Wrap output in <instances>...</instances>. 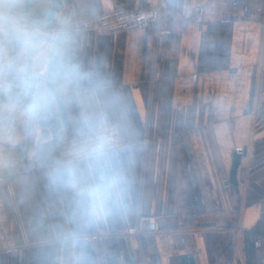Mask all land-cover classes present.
Wrapping results in <instances>:
<instances>
[{"label":"crops","instance_id":"obj_1","mask_svg":"<svg viewBox=\"0 0 264 264\" xmlns=\"http://www.w3.org/2000/svg\"><path fill=\"white\" fill-rule=\"evenodd\" d=\"M159 2L158 26L82 29ZM0 17L47 33L53 100L76 90L77 69L119 96L111 120L128 181L120 213L89 227L73 215L46 174L57 142L78 134L79 109L14 110L20 41L0 31V264H264V0H0ZM140 214L160 231L126 235ZM69 231L86 239L65 241Z\"/></svg>","mask_w":264,"mask_h":264},{"label":"clouds","instance_id":"obj_2","mask_svg":"<svg viewBox=\"0 0 264 264\" xmlns=\"http://www.w3.org/2000/svg\"><path fill=\"white\" fill-rule=\"evenodd\" d=\"M0 31H7L12 39L20 41V63L13 67L12 82L6 85L13 96L10 106L14 110L22 109L25 117L31 119L53 103L79 109V138L66 157L55 160L49 167L46 174L49 186L72 195L73 215L84 227L123 211L128 181L123 168V146L112 131L111 120L119 112V96L102 77L77 69L76 90L71 96L53 100L48 92L51 62L41 63L47 49V33L30 30L18 18L3 17ZM29 57L35 61L31 69ZM64 239L76 241L86 237L74 236L69 231Z\"/></svg>","mask_w":264,"mask_h":264},{"label":"built area","instance_id":"obj_3","mask_svg":"<svg viewBox=\"0 0 264 264\" xmlns=\"http://www.w3.org/2000/svg\"><path fill=\"white\" fill-rule=\"evenodd\" d=\"M163 8V2H159L156 6L140 12L126 8H116L112 11L104 12L87 19L84 22L82 29L102 36L108 33L134 31L152 26H158L160 14ZM112 131L115 132V134L119 137L123 146L124 142L120 128L117 124H114ZM78 138L79 136L77 134L66 137L57 142V149L62 158L67 156L74 142H76ZM3 182L4 174L0 170V187L2 186ZM159 231L160 223L159 217L157 215L140 214L137 223L134 226L129 227L125 231V234L129 236H137L143 232L157 233Z\"/></svg>","mask_w":264,"mask_h":264},{"label":"water","instance_id":"obj_4","mask_svg":"<svg viewBox=\"0 0 264 264\" xmlns=\"http://www.w3.org/2000/svg\"><path fill=\"white\" fill-rule=\"evenodd\" d=\"M48 90L51 91V93L54 96H57V92L55 91L54 87L52 86V84L50 82H48ZM27 143H29V138L28 140H26V142L22 143V147H24ZM27 154V150H24V152L22 153L23 156H25Z\"/></svg>","mask_w":264,"mask_h":264}]
</instances>
